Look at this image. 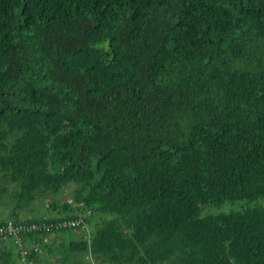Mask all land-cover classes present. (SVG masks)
Returning a JSON list of instances; mask_svg holds the SVG:
<instances>
[{"label": "trees", "instance_id": "obj_1", "mask_svg": "<svg viewBox=\"0 0 264 264\" xmlns=\"http://www.w3.org/2000/svg\"><path fill=\"white\" fill-rule=\"evenodd\" d=\"M0 204L82 221L45 264H264V0H0Z\"/></svg>", "mask_w": 264, "mask_h": 264}, {"label": "built area", "instance_id": "obj_2", "mask_svg": "<svg viewBox=\"0 0 264 264\" xmlns=\"http://www.w3.org/2000/svg\"><path fill=\"white\" fill-rule=\"evenodd\" d=\"M81 224L82 221L80 219L65 218L63 220H51L47 215L29 222L11 219L4 221L0 219V238L12 240L19 253V263L27 264L30 261V254L41 251L38 243L28 241V236L45 232L53 234L55 231L68 227L77 229ZM88 258L94 260L90 253L87 255ZM89 262L95 264L94 261L92 263L89 260Z\"/></svg>", "mask_w": 264, "mask_h": 264}, {"label": "rangeland", "instance_id": "obj_3", "mask_svg": "<svg viewBox=\"0 0 264 264\" xmlns=\"http://www.w3.org/2000/svg\"><path fill=\"white\" fill-rule=\"evenodd\" d=\"M69 192H70V189H67L62 195H60L59 196V201L60 202H63L65 199H69ZM45 202H47V201H45ZM248 205H250L249 204V202H247V201H234V202H232V201H227L226 203H224L221 207H219V206H214V205H205L204 206V208H205V210H210L212 213H219V212H221V211H224L225 210V208H227V209H232V210H238V209H241V208H243V207H246V206H248ZM47 206H48V204H47ZM47 209V207L45 208V207H43V208H41V211H45ZM211 209H213V210H211ZM9 213V210H6V209H3L2 207H1V204H0V215H6V214H8ZM79 233V232H78ZM69 241V240H68ZM49 259L48 260H50L49 261V263L50 262H54V259H53V257H48ZM92 263H93V261L95 262V264H98V261H95V260H92V259H90V258H88ZM19 262V261H18ZM12 264H13V262H12ZM20 264V263H19Z\"/></svg>", "mask_w": 264, "mask_h": 264}, {"label": "crops", "instance_id": "obj_4", "mask_svg": "<svg viewBox=\"0 0 264 264\" xmlns=\"http://www.w3.org/2000/svg\"><path fill=\"white\" fill-rule=\"evenodd\" d=\"M29 217H31V216H29ZM63 240H68V239L62 238L60 236H58V237H56V236L47 237V241H48L47 243L50 246H54L58 242H61ZM5 245L7 247V251H12L13 250V254L11 253V255H13L12 259H11V262H13V264H19L18 258H17V252L18 251H17L16 247L14 246L13 242L11 240H6L5 243L0 242V247L5 246ZM50 251H51L50 249L45 250V251H41L39 253L40 257L37 260H34L33 263H30V264H45V263H49L50 260H48L49 259L48 257H50V255H51V254H49Z\"/></svg>", "mask_w": 264, "mask_h": 264}]
</instances>
